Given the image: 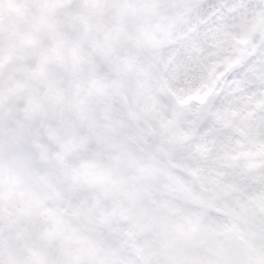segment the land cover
I'll return each instance as SVG.
<instances>
[{"label":"clouds","instance_id":"1","mask_svg":"<svg viewBox=\"0 0 264 264\" xmlns=\"http://www.w3.org/2000/svg\"><path fill=\"white\" fill-rule=\"evenodd\" d=\"M173 4L0 0V264H264V126L237 131L231 75L159 95Z\"/></svg>","mask_w":264,"mask_h":264},{"label":"rangeland","instance_id":"2","mask_svg":"<svg viewBox=\"0 0 264 264\" xmlns=\"http://www.w3.org/2000/svg\"><path fill=\"white\" fill-rule=\"evenodd\" d=\"M187 3H189V0H174L173 7L177 9L178 16L176 20V30L171 41H180L184 39L190 30L200 22L199 20L188 15L185 8ZM253 11L256 16V21L254 24L247 26L244 24L226 25L220 30H216L214 28L212 31L207 32L202 49L194 53L190 59L183 61L180 64L172 63L170 75L167 74L166 76H162V74H160L157 65L158 62H163V67L164 65H167L168 62H166L167 60L165 61L162 57V52H157L154 56V65L157 68L156 78L159 80V95L165 93L168 99L171 100L177 95L186 94L189 99H191V97L199 89L200 95L202 96L201 84L206 77L204 74L206 73L205 71L207 69V61L209 56H214L219 51H223L224 53L227 52V49L229 48L227 46V41L231 34V29L233 27H241L245 32L253 31L257 29L258 25L264 23V9H256ZM209 49L212 51L209 52ZM169 54H171V51H169L168 55ZM252 82L254 81H240L238 88L246 89V87ZM255 82L258 84L264 83V80H261L260 76L257 75ZM233 83L237 82L234 81ZM243 83H246V86H244ZM233 95H236V93L234 92ZM252 96H254V94H249L247 92H245L244 95L240 94L236 96L235 102L238 103L239 107L234 114L242 125V127L237 129V131L241 132V134H248V132L252 130L253 125L264 126V105H262L264 100H251L250 97ZM157 103L161 110L168 107L167 104L163 102V100H159Z\"/></svg>","mask_w":264,"mask_h":264},{"label":"snow or ice","instance_id":"3","mask_svg":"<svg viewBox=\"0 0 264 264\" xmlns=\"http://www.w3.org/2000/svg\"><path fill=\"white\" fill-rule=\"evenodd\" d=\"M185 8L190 17L200 22L184 39L172 46L173 64H180L190 59L194 53L202 49L207 32L214 28L222 29L228 25L229 19L234 15L250 9H264V0H189ZM251 52V58H248V53L243 57H223L218 64L213 63L208 68V78H205L201 84V87L206 89L204 95L211 91L209 81L216 83L229 75L234 78V81L255 82L257 75L264 80V34H261L251 45ZM191 99H202L199 89Z\"/></svg>","mask_w":264,"mask_h":264}]
</instances>
